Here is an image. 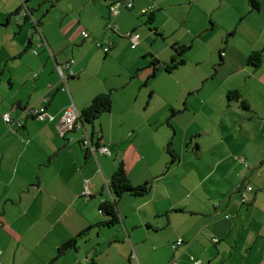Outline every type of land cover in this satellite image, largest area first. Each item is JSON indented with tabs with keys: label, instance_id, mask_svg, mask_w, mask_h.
<instances>
[{
	"label": "crops",
	"instance_id": "1",
	"mask_svg": "<svg viewBox=\"0 0 264 264\" xmlns=\"http://www.w3.org/2000/svg\"><path fill=\"white\" fill-rule=\"evenodd\" d=\"M114 1L0 0V264H264V0H132L113 18ZM176 44L190 49L172 72L196 73L165 99L179 116L169 131L165 111L154 120L150 82ZM259 51L255 68L248 58ZM101 94L110 112L64 127L69 106L81 115ZM92 135L96 151L84 144ZM121 163L132 185L150 184L147 195L114 194ZM239 184L253 187L245 203ZM104 202L115 204L113 225Z\"/></svg>",
	"mask_w": 264,
	"mask_h": 264
},
{
	"label": "trees",
	"instance_id": "2",
	"mask_svg": "<svg viewBox=\"0 0 264 264\" xmlns=\"http://www.w3.org/2000/svg\"><path fill=\"white\" fill-rule=\"evenodd\" d=\"M251 4H252L251 5L252 8L259 7V2H257L256 0H251ZM149 21H152L151 16L149 17ZM189 49H190L189 46L180 45V44L174 45L173 47L174 55L171 58V61L165 65L167 72H172L179 65L185 63L186 55ZM262 61H263L262 52L260 51L252 52L248 58V62L255 68H258L262 64ZM159 63L160 61L158 59L153 58L152 65L154 67H156ZM229 98L230 99L235 98L236 100L241 99L242 106L245 108L249 107L247 102L239 96L238 92L230 93ZM112 107H113L112 96L110 94H101L97 96L86 109L82 111V114L80 115V121L82 122L84 121L85 123H93L94 120H96L100 115L110 112L112 110ZM12 125H8V126L11 127ZM93 139L96 138L94 137ZM169 153L174 159H176V155L174 154L172 149H169ZM111 189L117 197H121L124 194H130L132 196H145L150 192L151 186L149 183L140 186L132 185L128 177L126 168L124 164L121 163L119 164L117 170L112 176ZM100 210L102 213L110 216V220L106 224L113 225L114 223L118 222V214L116 211L115 204L104 202L100 206ZM76 242H77V237L64 243L60 247L57 256L60 257L64 255L67 251L71 249H75L77 247ZM53 262L54 261H52V263ZM87 264H97V263L95 260H92Z\"/></svg>",
	"mask_w": 264,
	"mask_h": 264
},
{
	"label": "built area",
	"instance_id": "3",
	"mask_svg": "<svg viewBox=\"0 0 264 264\" xmlns=\"http://www.w3.org/2000/svg\"><path fill=\"white\" fill-rule=\"evenodd\" d=\"M132 7H133L132 0H115L110 7L111 17L115 18L122 9H132ZM82 35L84 38L89 37V33L86 31H83ZM130 39H131V43H132V45H131L132 48H135L140 43V35L139 34L130 35ZM98 46L101 47V44L98 43ZM104 50L107 52L109 50V48H105ZM73 63H74L73 60L69 61V63H66V67L69 70L68 76H73V70L71 67V65ZM62 78L64 81V78H65L64 74H63ZM27 113L29 115L35 117L36 119H38L41 122H46V121L54 119L53 115L47 111L46 107L30 106L27 108ZM3 120L7 125L13 124V120L11 119L9 114H5L3 116ZM78 121H80V113L78 112L77 108L74 105L69 106L65 110L63 118H62V123H63L64 127L65 128H73ZM92 140H93V138L90 139L89 137H86V139H84V144L88 145L91 151H96V148L94 147ZM97 151H99L101 154H105V155L110 154V150H109V147L107 145L100 146ZM237 189L239 191L243 190L242 200L244 203L247 202L249 200L248 193L253 190L252 186L239 184L237 186ZM213 241L217 242L218 239L214 238ZM182 244H183V240L178 239L174 245V248H176ZM191 259L194 261V264H201V261H197V260L195 261L193 257H191Z\"/></svg>",
	"mask_w": 264,
	"mask_h": 264
},
{
	"label": "rangeland",
	"instance_id": "4",
	"mask_svg": "<svg viewBox=\"0 0 264 264\" xmlns=\"http://www.w3.org/2000/svg\"><path fill=\"white\" fill-rule=\"evenodd\" d=\"M22 5H23V2H22ZM23 8H24V6H23ZM22 14H23V12H22ZM191 54H192V52H191ZM201 56H202V54H197L198 58H200ZM188 57H189V60H190L189 54H188ZM158 71L159 72L157 73V76L153 77L151 82H150L151 85L153 87H155V97H154V99L151 102L150 109L152 107H154L155 111H157V113L154 114V120H155L156 117L159 116V114H163V112L165 111L164 112L165 116H163L164 127L166 129H168L169 131H171L170 128H169L168 123L172 122L173 120H176L177 117H179V116L176 117L173 114V111H171L170 106L165 107V108L163 107V105L165 106V104H164L165 99L168 96L177 97L179 95V93H180L181 87L175 86V81L177 82L178 79H181V78L185 77L187 74H195L196 70L194 69V66H192L191 64H189V65L186 64V65L178 68L175 72H172V73L167 72V70H166L164 65H161V67L159 68ZM161 120H162V118H161ZM185 122H186V120H183L182 124H184ZM181 127H182V125H181ZM146 134H147L146 132H143L141 134V136H139L140 137L139 138V142L140 141H145V139L149 140L148 138L150 136H147ZM172 134H174V131H173ZM183 135H184V133L179 129V132L175 136L177 145H179L181 143V142L179 143L178 140H183L184 139V138L181 139L183 137ZM142 139H144V140H142ZM196 139H198V137H196V135H192L193 142H195ZM192 140L189 138L188 142H191ZM153 141H155V138H153ZM169 160H172V159H169ZM165 169H167V167H165ZM192 173H193L192 177H196V174H198V170L195 169L194 172H192ZM172 177L175 179L176 175H173ZM190 195L191 194H189V196Z\"/></svg>",
	"mask_w": 264,
	"mask_h": 264
},
{
	"label": "water",
	"instance_id": "5",
	"mask_svg": "<svg viewBox=\"0 0 264 264\" xmlns=\"http://www.w3.org/2000/svg\"><path fill=\"white\" fill-rule=\"evenodd\" d=\"M23 6H24V8H23ZM23 6L21 7V9H22V10L26 9L24 15L27 16V17H28V16L31 17V11H29L28 8L26 7V3H25V1L23 2ZM32 22H33V21H32ZM93 136H94V135H92L91 138H94Z\"/></svg>",
	"mask_w": 264,
	"mask_h": 264
}]
</instances>
